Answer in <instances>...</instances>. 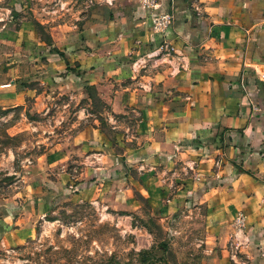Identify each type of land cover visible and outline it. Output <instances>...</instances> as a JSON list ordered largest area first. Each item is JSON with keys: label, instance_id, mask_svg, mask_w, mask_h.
I'll list each match as a JSON object with an SVG mask.
<instances>
[{"label": "crops", "instance_id": "1", "mask_svg": "<svg viewBox=\"0 0 264 264\" xmlns=\"http://www.w3.org/2000/svg\"><path fill=\"white\" fill-rule=\"evenodd\" d=\"M13 1L17 10L27 4ZM170 1L160 0L159 9ZM172 2L173 18L162 33L150 30L149 10L136 0H93L49 26L54 48L41 52L47 54L45 76L93 84L131 131L112 124L108 134L85 122L70 134L84 168L75 193L103 195L121 207L146 201L166 215L190 202L202 210L207 241L198 264H264V0ZM31 9L40 21L38 7ZM9 17L0 16V38L25 39L32 53L44 50L25 16L12 28ZM162 40L176 52L132 64ZM15 70L6 67L0 91L25 74L23 65L13 76ZM88 149L102 151L87 160ZM32 200L39 212L40 195ZM236 210L245 213L247 238L233 255L228 236ZM18 217L1 214L2 236L20 238Z\"/></svg>", "mask_w": 264, "mask_h": 264}, {"label": "rangeland", "instance_id": "2", "mask_svg": "<svg viewBox=\"0 0 264 264\" xmlns=\"http://www.w3.org/2000/svg\"><path fill=\"white\" fill-rule=\"evenodd\" d=\"M8 1L0 0V16L5 20L11 15V28L25 16L44 50L34 47L32 53L25 39L0 38V84L7 80L3 72L8 66H15L13 76L20 65L25 73L14 77L11 89L0 91V218L6 211L19 214L21 234L4 237L0 227V264H198L207 244L200 207L189 202L166 215L146 201L121 207L103 195L87 199L75 193L84 168L69 146L70 134L85 122L108 134L112 124L125 126L126 135L131 132L93 84L89 88L45 76L47 54L41 52L54 48L49 26L93 0H27L22 10ZM34 6L40 21L32 16ZM20 87L26 90L20 92ZM126 122L131 125L133 120ZM101 151L88 149L87 160ZM51 181L58 187L46 186ZM60 182L66 184L65 191ZM36 194L42 200L39 212L32 209ZM239 245L244 244H229L233 255Z\"/></svg>", "mask_w": 264, "mask_h": 264}, {"label": "built area", "instance_id": "3", "mask_svg": "<svg viewBox=\"0 0 264 264\" xmlns=\"http://www.w3.org/2000/svg\"><path fill=\"white\" fill-rule=\"evenodd\" d=\"M109 1V0H108ZM139 7L149 10V27L153 32L162 33L167 28L168 24L173 18L172 6L173 2L170 1L169 8L166 10H160V0H136ZM170 51L176 52L175 49L164 42L163 40L159 44L150 50H147L141 55H138L132 61L133 65H142L149 58L154 61L157 57L166 56ZM163 60V59H162ZM173 66V65H172ZM216 164L217 161H214ZM198 172L193 171V177H197ZM244 219L245 213L241 210H236L231 218V232L229 233V240L231 244L237 245L246 240V234L244 233ZM233 253V252H232ZM231 253V254H232Z\"/></svg>", "mask_w": 264, "mask_h": 264}, {"label": "trees", "instance_id": "4", "mask_svg": "<svg viewBox=\"0 0 264 264\" xmlns=\"http://www.w3.org/2000/svg\"><path fill=\"white\" fill-rule=\"evenodd\" d=\"M84 87H89L90 88V84H83ZM144 250H141V252L143 253Z\"/></svg>", "mask_w": 264, "mask_h": 264}]
</instances>
